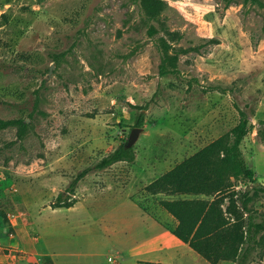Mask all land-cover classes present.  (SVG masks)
<instances>
[{"label": "rangeland", "instance_id": "rangeland-1", "mask_svg": "<svg viewBox=\"0 0 264 264\" xmlns=\"http://www.w3.org/2000/svg\"><path fill=\"white\" fill-rule=\"evenodd\" d=\"M162 1L148 19L141 0H0V122L18 121L0 129V264H211L172 234L159 202L177 197L144 188L230 133L238 109L255 182L232 179L234 190L264 218L252 190L264 186V0ZM161 36L199 52L160 76ZM142 107L135 160L89 172L73 205L53 208L127 141ZM247 264H264V236Z\"/></svg>", "mask_w": 264, "mask_h": 264}, {"label": "trees", "instance_id": "trees-1", "mask_svg": "<svg viewBox=\"0 0 264 264\" xmlns=\"http://www.w3.org/2000/svg\"><path fill=\"white\" fill-rule=\"evenodd\" d=\"M244 4L252 3L263 6L262 0H243ZM165 2L162 0H141V6L148 19H157ZM158 30L149 27V35L154 36ZM170 40L176 42L181 34L166 30ZM210 44L217 43L209 40ZM159 49L162 52L159 75L166 76L178 71L180 55L199 52V47H176L168 42L167 37L159 38ZM220 88V86H215ZM135 126L144 123V108H139ZM239 121L230 133L225 134L199 151L176 164L172 169L145 186L144 191L152 195L163 193L176 199H163L159 204L163 210L177 222L172 234L187 244L200 257L211 264L232 261L233 264H247L257 250L260 239L264 236V218L248 207L250 193L235 191L234 181L242 177L255 182V173L246 163L240 144L249 129V118L245 111L238 109ZM18 121L0 122V129ZM136 158L134 147H126V141L120 143L107 156L93 167L78 173L65 190L53 203V208H69L73 205L72 196L80 179L91 171H102L113 164L125 161L133 162ZM253 195L264 194V186L252 188ZM204 196L205 198H198ZM228 205L222 207L224 200ZM237 202L239 205H237ZM50 261L47 257L45 261ZM142 264H161L147 261Z\"/></svg>", "mask_w": 264, "mask_h": 264}, {"label": "water", "instance_id": "water-1", "mask_svg": "<svg viewBox=\"0 0 264 264\" xmlns=\"http://www.w3.org/2000/svg\"><path fill=\"white\" fill-rule=\"evenodd\" d=\"M143 127H134L131 129V132L129 134V137L126 141V147H133V145L135 144V142L138 140L139 138V134L142 132Z\"/></svg>", "mask_w": 264, "mask_h": 264}, {"label": "built area", "instance_id": "built-area-1", "mask_svg": "<svg viewBox=\"0 0 264 264\" xmlns=\"http://www.w3.org/2000/svg\"><path fill=\"white\" fill-rule=\"evenodd\" d=\"M13 217H14L13 214H8V218H9V219H11V218H13ZM2 250H4V249L0 248V251H2ZM8 255H9V253H8L6 256H8Z\"/></svg>", "mask_w": 264, "mask_h": 264}, {"label": "crops", "instance_id": "crops-1", "mask_svg": "<svg viewBox=\"0 0 264 264\" xmlns=\"http://www.w3.org/2000/svg\"><path fill=\"white\" fill-rule=\"evenodd\" d=\"M114 165V164H113Z\"/></svg>", "mask_w": 264, "mask_h": 264}]
</instances>
